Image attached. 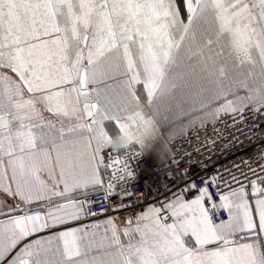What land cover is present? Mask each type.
Returning a JSON list of instances; mask_svg holds the SVG:
<instances>
[{"label":"snow or ice","instance_id":"1","mask_svg":"<svg viewBox=\"0 0 264 264\" xmlns=\"http://www.w3.org/2000/svg\"><path fill=\"white\" fill-rule=\"evenodd\" d=\"M240 135L264 0H0V264H264V146L181 171ZM153 154L172 186L137 192Z\"/></svg>","mask_w":264,"mask_h":264},{"label":"built area","instance_id":"2","mask_svg":"<svg viewBox=\"0 0 264 264\" xmlns=\"http://www.w3.org/2000/svg\"><path fill=\"white\" fill-rule=\"evenodd\" d=\"M254 131L258 133L259 128ZM225 135L231 139L232 133L226 132ZM239 141L242 143H229L227 150H225L224 146L218 145L213 151L203 150L201 154H198L195 149H203L204 146L200 145L196 138H192L190 146L184 145V149L190 155H184L183 151L181 153L183 162L181 171L187 170L191 172L193 177H197L206 168L210 170L214 166L230 165L234 161L239 162L240 158H248L249 156L254 160L257 155V150L264 146V140H249L245 135H240ZM173 175H176V173L169 170L168 163L165 165H155L149 158L145 157L139 166L135 191L147 192L151 190L153 195L165 193L168 187L172 186L169 176ZM151 198V196H148L149 200ZM226 218V214L221 211L220 219Z\"/></svg>","mask_w":264,"mask_h":264},{"label":"crops","instance_id":"3","mask_svg":"<svg viewBox=\"0 0 264 264\" xmlns=\"http://www.w3.org/2000/svg\"><path fill=\"white\" fill-rule=\"evenodd\" d=\"M151 160V162L155 165H165L167 162L163 160L162 158H158L156 155H148L146 156Z\"/></svg>","mask_w":264,"mask_h":264}]
</instances>
